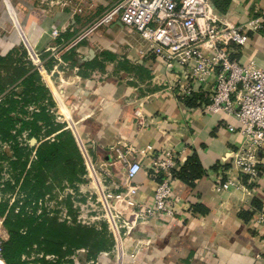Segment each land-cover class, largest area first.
I'll return each instance as SVG.
<instances>
[{"label": "crops", "instance_id": "0c3cea01", "mask_svg": "<svg viewBox=\"0 0 264 264\" xmlns=\"http://www.w3.org/2000/svg\"><path fill=\"white\" fill-rule=\"evenodd\" d=\"M112 6L108 0H0V56L14 51L11 67L30 63L38 69L28 48L44 66L56 48L54 52L66 65L55 70L58 62L50 58L48 72L52 77L59 74L62 83L50 76L51 87L43 80L61 115L69 117L85 156L99 166V178L102 170L111 175V189L125 190L126 184L115 148L141 163L142 170L132 183L139 187L138 199L147 204L152 203L158 184L151 175L153 161L170 155L175 162L173 173L196 155L203 176L192 184L171 180L168 204L176 215L160 214L123 235L115 264H264V231L255 224L264 207V153L257 155V175L240 174L230 156L244 142L237 132L240 124L226 113L204 111L214 78L195 87L196 98L186 103V97L170 88L181 76L169 73L162 61L146 52L139 35L119 21L111 24L119 31L115 34L110 29L111 40L96 35L71 46L94 15ZM255 13L264 18V0H232L225 16L237 25ZM55 29L61 30L60 38L52 36ZM230 50L233 60L254 61L263 67L264 31L251 35L246 47L232 45ZM106 54L110 60L104 59ZM92 61L102 67L85 68ZM181 84L186 87L184 81ZM230 126L237 131L231 132ZM228 178L240 179L244 189L217 193L215 184ZM98 261L111 262L105 254Z\"/></svg>", "mask_w": 264, "mask_h": 264}, {"label": "built area", "instance_id": "2783aa9c", "mask_svg": "<svg viewBox=\"0 0 264 264\" xmlns=\"http://www.w3.org/2000/svg\"><path fill=\"white\" fill-rule=\"evenodd\" d=\"M257 14L242 24L234 25L225 15L217 13L211 0H119L99 17L93 29L116 21L131 28L146 44L147 53L162 61L169 73L181 76L170 88L176 93L178 90L182 97L191 96L195 87L199 89L214 78L210 88L213 91L204 111L223 112L238 121V131L233 126L229 130L237 131L244 142L230 156L240 174L257 175V155L264 153V66L258 67L254 61L246 64L235 61L230 50L232 45L240 49L246 47L251 35L264 31V18L262 14ZM52 36L60 38L61 30H53ZM84 37H78L71 46ZM55 50H52V58L58 62L54 67L57 70L59 65L66 64ZM37 68L43 79L44 74L50 78V73L41 62ZM182 81L186 85L184 88H181ZM59 94L63 97V93ZM51 113L54 114V110ZM61 117L70 128L69 117ZM29 142L31 146L36 144L32 140ZM115 152L125 168V190H120L118 186L111 189L108 185L111 175L102 170L99 178L98 170L92 169L99 180L100 194L104 199L102 203L106 205L107 215L119 234L122 236L121 230L124 229L123 235H129L138 225L160 214L175 216V211L168 204L173 189V158L168 155L163 160L153 161L151 175L158 180V184L152 203L147 204L138 199L139 187L132 183L142 170L141 163L130 160V153H124L119 148H115ZM87 156L85 159L89 164L92 160ZM233 187L244 189L245 184L240 179L228 178L225 182H217L214 190L222 193ZM127 213L129 216L125 217ZM63 218L70 220L66 213ZM255 224L259 231H264V207L257 213ZM8 238L0 217V264H7L4 245Z\"/></svg>", "mask_w": 264, "mask_h": 264}, {"label": "trees", "instance_id": "16d2710c", "mask_svg": "<svg viewBox=\"0 0 264 264\" xmlns=\"http://www.w3.org/2000/svg\"><path fill=\"white\" fill-rule=\"evenodd\" d=\"M211 2L217 13L225 15L232 0ZM14 54L11 51L0 56V148L7 145L12 153L9 156L0 151V163L6 161L9 166L7 179L0 172V217L9 235L4 245L7 264H73L71 257L82 249L88 252V260L94 261L115 245L106 225L99 230L76 223L75 217L74 223L69 224L46 206L56 190L82 181L86 174L84 157L72 130L51 117L50 109L55 103L38 69L30 63L11 67ZM109 55L104 59L110 60ZM65 59L71 60L72 56ZM96 67L102 66L97 61L85 64L87 69ZM45 68L50 69L51 63ZM195 98L186 97V103ZM24 135L29 140L35 138L37 143L31 146L24 141ZM203 172L193 155L180 171L172 174L192 184ZM8 194L10 198L6 197ZM68 206L72 212V205ZM48 256L54 259L48 260Z\"/></svg>", "mask_w": 264, "mask_h": 264}, {"label": "rangeland", "instance_id": "374dc122", "mask_svg": "<svg viewBox=\"0 0 264 264\" xmlns=\"http://www.w3.org/2000/svg\"><path fill=\"white\" fill-rule=\"evenodd\" d=\"M116 1L117 0H108L110 6L112 4L114 5V3ZM102 10H103V8H102ZM101 14H102L101 11L98 12L96 15H94L88 21V24H89V22H92V23L90 25H88L89 27L85 31H83V33L81 35V36H85L83 39H86V38L91 39V38L96 37V35H100V38H107L108 37V39L111 40L112 35L110 32V29L112 31H114L115 34H117V32L119 33L118 30L116 31L114 29V28H116V26L111 28V25L110 26L104 25V26L99 27L97 29H93L94 23L99 19ZM122 33H124V32H122ZM84 41H86V40H84ZM50 58L54 60V58L49 57V59H48L49 61H51ZM48 60L44 63L45 65L49 63ZM63 67L64 66H61L59 68V70H63ZM44 78L46 79L48 84L52 87L53 83L46 74H44ZM52 79L54 81L59 82V85L62 83L59 80V74H55L52 77ZM42 80H43V78H42ZM43 83L45 86L48 85L44 80H43ZM49 91H50V94L52 96L53 94L51 92V89H49ZM54 103H55V106H54L55 108L52 107V108H54V114H50L51 117L53 118V120L56 123L63 125L64 128L72 130L71 128H69V125L67 122H64V123L62 122L64 119V117H61L62 112L57 107L56 102H54ZM60 117H61V119H59ZM73 134H74V132H73ZM31 140L32 139L29 140L27 137L24 138L25 142L26 141L28 142ZM76 140H77V138H76ZM77 143H78L79 148H80L82 155L84 157L86 174L82 177V181L80 183H77V184L72 185V186L67 185L66 188L63 190H56L54 198H52V199L48 198V200L46 201V206H47V209L50 210L51 212H53V213L57 212L56 214L60 220L64 219L63 218L64 213H66V215L70 216V220L69 221L67 220V222L69 224L74 223V217H75V219L77 221L76 223H79V224L85 225V226H95L99 230H102L103 224L106 225L109 233H111L114 236V244L115 245L110 251L104 252L102 254H105L106 257L109 260H111L110 264H115V259L117 258V251H118L117 247L119 244V240L120 241L123 240L122 236H123L125 230L124 229L121 230V232H122L121 233L122 236H121L119 234V230L116 228V226H114L115 224L111 221V218L107 215L106 205H104L102 203V201L104 199L100 194L101 192L99 190L100 187H99L98 177H97V175L93 169H92V171L94 174L90 170L91 164L93 165V168L95 170H98L99 166L95 164L96 161H93V162L88 161L89 164L87 163L86 159L88 158V156L85 159V157H86L85 153L81 149L79 142H77ZM0 151L2 153H7V155H9V156L12 154L7 145H3L0 148ZM88 165H89V167H88ZM94 165L97 167H95ZM8 169H9V166H8L6 161L0 163V172L2 173V176L4 177V179L8 178V173H7ZM6 197L10 198L9 194ZM69 203L72 205L71 206L72 212H69V208H68ZM114 233H116V234H114ZM98 258H99V256H98ZM98 258L96 260L94 259V261L93 260L89 261L88 260V252L84 249L76 251L75 254L71 257V259L73 260V264H97V263L101 264V262L98 261ZM32 259L33 258H31L30 261H33ZM47 259L53 260L54 257L48 256ZM30 264H37V263H30Z\"/></svg>", "mask_w": 264, "mask_h": 264}, {"label": "bare ground", "instance_id": "6f19581e", "mask_svg": "<svg viewBox=\"0 0 264 264\" xmlns=\"http://www.w3.org/2000/svg\"><path fill=\"white\" fill-rule=\"evenodd\" d=\"M28 51H29L30 57L34 61V63L38 64L39 63V58H38L37 54L35 52L32 53L31 49H29V48H28Z\"/></svg>", "mask_w": 264, "mask_h": 264}, {"label": "water", "instance_id": "95a60500", "mask_svg": "<svg viewBox=\"0 0 264 264\" xmlns=\"http://www.w3.org/2000/svg\"><path fill=\"white\" fill-rule=\"evenodd\" d=\"M32 143H37V140L35 138L32 139Z\"/></svg>", "mask_w": 264, "mask_h": 264}]
</instances>
